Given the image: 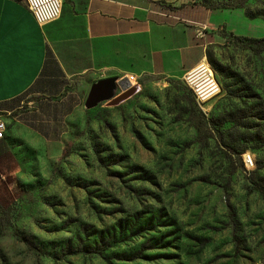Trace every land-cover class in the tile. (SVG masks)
Returning <instances> with one entry per match:
<instances>
[{
  "label": "rangeland",
  "instance_id": "obj_1",
  "mask_svg": "<svg viewBox=\"0 0 264 264\" xmlns=\"http://www.w3.org/2000/svg\"><path fill=\"white\" fill-rule=\"evenodd\" d=\"M257 8L201 15L187 71L68 65L66 96L27 118L41 138L17 135L38 148L0 155V264H264V53L236 39L264 37ZM203 61L221 92L200 104L186 75ZM102 80L113 97L90 102Z\"/></svg>",
  "mask_w": 264,
  "mask_h": 264
},
{
  "label": "crops",
  "instance_id": "obj_2",
  "mask_svg": "<svg viewBox=\"0 0 264 264\" xmlns=\"http://www.w3.org/2000/svg\"><path fill=\"white\" fill-rule=\"evenodd\" d=\"M208 11L194 0H63L60 19L41 27L25 0H0V123L6 127L0 155L6 147L38 148L17 136L41 138L39 128L27 125L29 115L44 118L52 102L66 96L74 73L98 65L110 70V55L115 65L126 59L156 65L161 55L165 63L171 59L185 71L193 68L199 59L191 56V39L209 25L203 21ZM142 38L148 48L140 45ZM159 40L170 47L159 48ZM68 65L86 66L70 74ZM26 103L31 108L24 110Z\"/></svg>",
  "mask_w": 264,
  "mask_h": 264
},
{
  "label": "built area",
  "instance_id": "obj_3",
  "mask_svg": "<svg viewBox=\"0 0 264 264\" xmlns=\"http://www.w3.org/2000/svg\"><path fill=\"white\" fill-rule=\"evenodd\" d=\"M25 2L41 27L60 19L63 12V0H25ZM126 80L131 84L127 86L129 88L133 87L136 83L133 76L127 77ZM186 80L200 104L217 96L221 92V87L215 79L209 64L204 63V61L197 68L187 73ZM5 128V125L0 123V133H3ZM244 163L247 168L254 166L255 161L251 153L244 155Z\"/></svg>",
  "mask_w": 264,
  "mask_h": 264
},
{
  "label": "trees",
  "instance_id": "obj_4",
  "mask_svg": "<svg viewBox=\"0 0 264 264\" xmlns=\"http://www.w3.org/2000/svg\"><path fill=\"white\" fill-rule=\"evenodd\" d=\"M250 1L251 0H194L195 4L198 3L211 11L220 9H245ZM255 2L260 6V8H257L254 11L247 10L248 16L252 19L259 17L264 19V0H255ZM236 39L246 41L248 44V48L251 51L264 53V37L257 38L249 36H236ZM6 150H9L8 147H6ZM243 153H245V150L239 152L240 155ZM256 190H258L264 198L263 179L257 181ZM22 240H24L29 247L33 248V245L29 241H27L26 239Z\"/></svg>",
  "mask_w": 264,
  "mask_h": 264
},
{
  "label": "water",
  "instance_id": "obj_5",
  "mask_svg": "<svg viewBox=\"0 0 264 264\" xmlns=\"http://www.w3.org/2000/svg\"><path fill=\"white\" fill-rule=\"evenodd\" d=\"M112 97H113L112 82L109 80H102L92 86V89L89 95V101L98 103L102 101H108ZM129 97L130 95L119 97L116 99L115 103H113L112 105L120 104L126 99H128Z\"/></svg>",
  "mask_w": 264,
  "mask_h": 264
},
{
  "label": "bare ground",
  "instance_id": "obj_6",
  "mask_svg": "<svg viewBox=\"0 0 264 264\" xmlns=\"http://www.w3.org/2000/svg\"><path fill=\"white\" fill-rule=\"evenodd\" d=\"M205 62V61H204Z\"/></svg>",
  "mask_w": 264,
  "mask_h": 264
}]
</instances>
